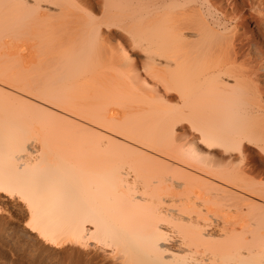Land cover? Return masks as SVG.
<instances>
[{
    "label": "bare ground",
    "instance_id": "obj_1",
    "mask_svg": "<svg viewBox=\"0 0 264 264\" xmlns=\"http://www.w3.org/2000/svg\"><path fill=\"white\" fill-rule=\"evenodd\" d=\"M238 140L264 142V0H0L5 243L264 264V157Z\"/></svg>",
    "mask_w": 264,
    "mask_h": 264
},
{
    "label": "rangeland",
    "instance_id": "obj_2",
    "mask_svg": "<svg viewBox=\"0 0 264 264\" xmlns=\"http://www.w3.org/2000/svg\"><path fill=\"white\" fill-rule=\"evenodd\" d=\"M244 13L247 15L248 11L244 10ZM247 20L246 30L254 32L255 35H257V39H262L263 33H257V26L255 25V21L252 18H249ZM102 30L107 29L102 27ZM123 36H125V34L118 30V36L116 38L120 40L124 46L127 47L128 43L126 42V36ZM134 53L135 54L133 56V61L137 63L136 66L139 69V67H141L140 64L142 61V56L137 50H134ZM0 208L4 212L3 215H0V223L3 224L7 220L6 218H8V213L6 214L5 211L7 210V212L13 213V209L9 202L1 200ZM1 217H3V219H1ZM28 218L29 217L27 215H15L14 219L12 220V225L16 227H14V229L21 234H23L24 231V234H30L28 228L25 229V225H27L26 221H28ZM22 236L23 235L18 236V242L15 245H11L9 244V242L5 243L4 239V241L0 240V264H113L110 261H107V259H103L100 253H98L99 251L95 252V250L90 248V250L83 248L81 249L80 247L72 245L68 242L66 243V241L56 247H49L43 244L42 241L38 238L32 237L31 239H28V241L25 237Z\"/></svg>",
    "mask_w": 264,
    "mask_h": 264
},
{
    "label": "snow or ice",
    "instance_id": "obj_3",
    "mask_svg": "<svg viewBox=\"0 0 264 264\" xmlns=\"http://www.w3.org/2000/svg\"><path fill=\"white\" fill-rule=\"evenodd\" d=\"M121 48L123 50L124 57L126 59H129V60L132 59V57L135 54L134 51L126 49V46H121ZM204 143H205V141H203V140L200 141L201 145H203ZM209 146H211V145H209ZM249 146H251L252 149H254L256 152H259L261 154V156L264 157V142H260L258 145H254V144H252L251 141L238 140V141H235L231 145L230 151H232L233 153L239 154V161L241 164L247 162L246 154L250 153ZM4 191H5V189L0 188V193H3ZM9 195H12L13 197H15L16 193L15 192H9ZM0 215H3V213H0ZM98 251H99V249H98Z\"/></svg>",
    "mask_w": 264,
    "mask_h": 264
}]
</instances>
